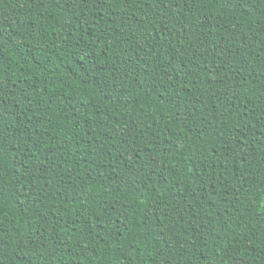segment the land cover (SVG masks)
Masks as SVG:
<instances>
[{
  "label": "trees",
  "instance_id": "obj_1",
  "mask_svg": "<svg viewBox=\"0 0 264 264\" xmlns=\"http://www.w3.org/2000/svg\"><path fill=\"white\" fill-rule=\"evenodd\" d=\"M0 264H264V0H0Z\"/></svg>",
  "mask_w": 264,
  "mask_h": 264
}]
</instances>
